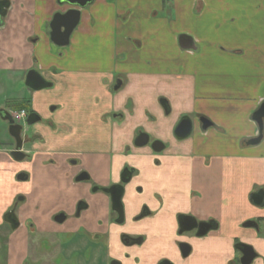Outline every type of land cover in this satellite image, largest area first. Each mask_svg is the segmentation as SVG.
<instances>
[{"label": "crops", "instance_id": "crops-1", "mask_svg": "<svg viewBox=\"0 0 264 264\" xmlns=\"http://www.w3.org/2000/svg\"><path fill=\"white\" fill-rule=\"evenodd\" d=\"M71 7L10 0L0 23V264H53L41 239H74L81 230L108 233L113 247L123 233L144 237L118 256L123 264H158L165 256L174 264H240L239 242L254 248L251 264H264V119L261 127L255 118L264 104V0H96L82 10L70 44L57 49L49 23ZM33 68L52 86L31 91L25 79ZM118 77L123 84L114 92ZM15 90L13 98L29 97L39 115L23 159L11 153L7 119ZM183 115L193 133L179 140L174 130ZM143 132L167 148L133 147ZM126 162L140 177L124 198L126 225L117 226L108 198L90 196L75 176L85 168L107 184ZM259 194L263 203L254 201ZM80 198L90 207L76 219ZM144 205L153 214L134 222ZM61 210L63 223L55 220ZM179 215L215 225L200 238L180 236ZM184 239L192 246L185 259L177 250Z\"/></svg>", "mask_w": 264, "mask_h": 264}, {"label": "flooded vegetation", "instance_id": "flooded-vegetation-1", "mask_svg": "<svg viewBox=\"0 0 264 264\" xmlns=\"http://www.w3.org/2000/svg\"><path fill=\"white\" fill-rule=\"evenodd\" d=\"M95 1L96 0H94V2ZM93 3L89 4L88 6H91ZM87 7H85V8H87ZM85 8H83V9H85ZM83 9H81V14H82ZM61 13H64V12H61ZM80 19H81V17H80ZM52 20H53V18H52ZM52 20L49 23L50 37H51V25L50 24H51ZM79 24H80V21H79L78 25ZM78 25L74 28L72 33L75 31V29L78 27ZM72 33H71V35H72ZM70 38H71V36H70ZM53 44H54V46H56L57 49L63 47V46L55 44L54 42H53ZM69 44H70V42L67 45H69ZM67 45H64V46H67ZM31 70H36L40 73V71L36 68L30 69L29 71H31ZM25 83H26V79H25ZM122 84H123L122 78H120V77L116 78L114 84L112 85L113 91L114 92L118 91L121 88ZM26 86H28V85H26ZM48 87H50V86H48ZM28 88L31 91L37 90V89H33L29 86H28ZM7 101L12 103L11 105H9L10 109H11L10 116L14 119L16 125L21 126L20 131L15 129V128H10V133L14 134V136H15L14 137L15 138V149L13 151H15L17 149L18 144L20 143L21 144L20 151L24 154L23 158H26L29 156V154L24 151L25 146L31 145L36 140V137L32 136V134H34L32 129H31L33 124H29L28 118H29V116H31L32 120L38 119L39 115L33 109L31 99L29 97L19 99V100L13 98V99H9ZM25 101L29 102V104H30L29 108H22L19 110L16 109V103L25 102ZM166 109H167V112H170V107L168 105L166 106ZM22 112H24V114H22ZM122 115L123 114L121 112H114L113 113V116L115 118L122 117ZM184 117H190V116L183 115L180 118V120L178 121V123L175 127V130H174V135L179 140H184V139L190 137V135H192V133H193L194 123H193L192 118L190 117L192 120V132H191V134H189L185 138H179L177 136V133H176L177 129L176 128H177L178 124L180 123V121ZM203 118L204 117H200L199 120L202 123V126L204 128V123L202 121ZM204 119H206V118H204ZM22 121H24V124L22 123ZM18 131H19V134H18ZM141 135H147L149 138V141L143 145H141L140 143L137 142V140L139 139V137ZM157 140L162 142V143H160V146H162V148H160V149L153 147V143ZM166 145H167L166 142H164L163 140L153 138L151 136V134H147L144 132L138 134L137 137L135 138L134 143H133V147L134 146L135 147H146L147 146L155 154L161 153L162 151H164L167 148ZM130 147H132V146H128L122 152V154L124 156H128L131 153ZM68 161L74 167L78 166V164H80V161L77 158H70ZM139 177H140V170L131 162H126L122 166V168L119 172V175L117 177V180L110 181L107 184L102 183L100 181H96L94 179L93 175L90 174V172L88 170H86L85 168L79 169L78 173L75 176V181H76V183H79V184H89L88 193L90 196H96V197L99 195L106 196L109 200L108 201V207L110 209L111 223L114 225H117V226H124V225H126V205L124 202V198H125V195L127 193V189L129 188V186L131 184H133V181L136 178H139ZM117 187L123 188V192H122L121 200H120L121 206H119V207L117 205H115L114 201H113L114 193H115L114 190ZM137 189H138V191H140L141 186H138ZM21 203H22L21 201L17 200L14 208H17L18 205H20ZM89 207H90L89 201L86 198H80L76 202L73 217L76 219H79L81 217L83 211L87 210ZM152 214H153V212L146 205H144L141 208V210L136 215H134L133 220H134V222L138 223V222H141L142 220H144L145 218L151 216ZM185 217H188L189 220L186 219ZM55 218H56L55 220L57 222L63 223L68 218L67 212L64 210H61L55 216ZM181 221H182V224H181ZM178 222H179V228H178L177 232L180 236H185L187 234H191L196 238L202 237L201 235H198V232L200 229L199 225L202 224V222H206V221H201L194 216L179 215L178 216ZM14 223L16 224V222H14ZM193 223L199 224L198 227H195L192 230H187L186 228H188ZM210 224H211V226L215 225L214 222H210ZM29 227H30L29 231L32 232V230H31L32 227L31 226H29ZM35 233H37V232H35ZM72 234H74V233H67L63 239L54 241V243L51 242L48 238L47 239H41V248L45 252V254H46L45 256H50L53 264H82L84 261H87L86 264H123V260L118 256L121 255V257H123V258H126L127 256H129V254L127 252H125L126 248L141 247L144 244V237L131 236V235L126 234V233L121 234V236H120L121 245H119L117 247H113L110 245V241H108V237H109L108 233H97V232H95L94 235H89L86 231L81 230L79 232L78 231L76 232V234L74 235V239H72L73 238ZM84 237L89 238V241L86 238V244L85 245L78 244L80 242V240L81 241L83 240L82 238H84ZM32 242H33V244L31 245L32 246V251H31L32 253L31 254L35 255L36 254L35 245L37 243V240H34ZM177 250L183 259L189 257L192 254V246H191L190 242L188 240H185V239L180 240L178 242ZM32 255H30L31 258L33 257ZM80 259H83V260L81 261ZM29 261H31V260H29ZM158 264H174V263L170 258L165 256L158 261Z\"/></svg>", "mask_w": 264, "mask_h": 264}, {"label": "water", "instance_id": "water-1", "mask_svg": "<svg viewBox=\"0 0 264 264\" xmlns=\"http://www.w3.org/2000/svg\"><path fill=\"white\" fill-rule=\"evenodd\" d=\"M61 4H68L72 6L69 10H67L64 13L58 12L53 16V20L51 22V39L52 41L60 46L67 45L70 42V36L74 28L78 25L81 17V9L87 7L89 4L93 3L94 0H59ZM10 6V0H0V23L2 22L3 17L6 15L8 8ZM182 38H187L186 36ZM182 45L185 47H195L192 44H187L182 42ZM26 85L33 89H42L48 86H51L52 83L48 82L38 71L36 70H31L27 73L26 75ZM256 120L259 122L260 126L262 127L263 124V119H264V104L262 107L256 112L255 115ZM8 121L10 122V128H15L20 131L21 126L16 125L14 119L9 115L8 116ZM36 120V119H34ZM34 120L31 119V116L28 118L29 124H32ZM204 123V128H207L210 125V122L207 119H202ZM176 133L179 138H185L192 132V120L190 117H184L180 123L178 124L176 128ZM18 131V134H19ZM149 141V138L147 135H141L139 139L137 140L138 143L141 145L147 143ZM260 141V138H256L254 140H251L249 143H257ZM161 141H155L153 143V147L160 149L162 146H160ZM21 149V144H18V147L15 151L11 152L12 155L16 159H22L24 157V154L20 151ZM114 193V204L117 205L118 207L120 205V200H121V195L123 192L122 187H117ZM257 203H263V195L259 194L256 195V199L254 200ZM186 219L189 220L188 217H185ZM191 218V217H190ZM193 219V218H192ZM182 224V221H181ZM199 224L193 223L190 225L187 230H192L195 227H198ZM200 229L198 232V235H206L209 230L213 228L211 226L210 222H202V224L199 225ZM236 248L242 253V256L240 258V264H251L252 261L256 257V252L254 251V248L246 243L239 242L236 244Z\"/></svg>", "mask_w": 264, "mask_h": 264}, {"label": "trees", "instance_id": "trees-1", "mask_svg": "<svg viewBox=\"0 0 264 264\" xmlns=\"http://www.w3.org/2000/svg\"><path fill=\"white\" fill-rule=\"evenodd\" d=\"M30 104L28 101L16 103V109L29 108Z\"/></svg>", "mask_w": 264, "mask_h": 264}, {"label": "rangeland", "instance_id": "rangeland-1", "mask_svg": "<svg viewBox=\"0 0 264 264\" xmlns=\"http://www.w3.org/2000/svg\"><path fill=\"white\" fill-rule=\"evenodd\" d=\"M170 1H172V0H170ZM56 51H57V49H55ZM18 90H15V91H13V92H11V99H13V97L15 96V95H18V92H17ZM0 99H2V97L0 98ZM6 99H8V98H6ZM5 100V99H4ZM22 123L24 124V121H22ZM21 200V199H20ZM36 256H38V254L36 255ZM83 260V259H82ZM49 264V263H48Z\"/></svg>", "mask_w": 264, "mask_h": 264}, {"label": "built area", "instance_id": "built-area-1", "mask_svg": "<svg viewBox=\"0 0 264 264\" xmlns=\"http://www.w3.org/2000/svg\"><path fill=\"white\" fill-rule=\"evenodd\" d=\"M22 114H24V112H22Z\"/></svg>", "mask_w": 264, "mask_h": 264}]
</instances>
